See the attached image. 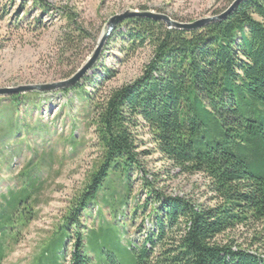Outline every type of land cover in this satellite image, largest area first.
Listing matches in <instances>:
<instances>
[{
	"label": "trees",
	"instance_id": "trees-1",
	"mask_svg": "<svg viewBox=\"0 0 264 264\" xmlns=\"http://www.w3.org/2000/svg\"><path fill=\"white\" fill-rule=\"evenodd\" d=\"M34 2L49 10L40 0ZM232 2L227 0L213 15ZM64 37L68 45L76 41L71 35ZM110 37L119 41L122 55L149 47L151 56L138 77L102 97L94 89L111 74L105 67L82 83L58 90L63 97L74 92L91 111L85 116L94 127L101 159L41 252L59 251L60 264H122L115 256L117 249L120 255L128 254L131 264H264L258 250L249 249L264 244V0H242L225 18L196 30L128 17ZM24 95L10 97V103L17 102L14 108ZM30 107L33 111L37 105ZM140 125L148 130L150 150H137L133 130ZM152 152L182 174L203 175L212 204L155 195L151 203L156 206L151 204L149 213L152 227L135 244L112 219L71 235L70 227L78 226L91 202L101 201L113 218L117 216L131 198L130 174L140 169L137 156ZM38 185L36 176H28L16 190L2 195L0 231L36 202ZM140 186L149 197L148 180L141 178ZM149 203L146 199L128 211L135 215ZM251 225L255 232L247 246L220 239ZM3 254L0 241V259Z\"/></svg>",
	"mask_w": 264,
	"mask_h": 264
},
{
	"label": "rangeland",
	"instance_id": "rangeland-1",
	"mask_svg": "<svg viewBox=\"0 0 264 264\" xmlns=\"http://www.w3.org/2000/svg\"><path fill=\"white\" fill-rule=\"evenodd\" d=\"M40 1L49 10L43 11L34 0H0V88L66 80L64 75L72 76L91 56L106 32L108 20L125 11L164 14L177 22L189 23L212 16L227 4V0ZM68 16L74 20H69ZM113 30L91 69L75 83L96 76L102 67L111 70L102 85L94 89V94L101 97L110 89L138 77L151 56L149 47H139L130 55H122L119 41H110ZM65 34L76 41L68 45ZM60 89L0 96V208L4 205L2 195L16 190L28 176H36L40 187L36 202L25 209L23 216L17 217V222L0 231L4 250L0 264L61 263L59 251L51 250L45 254L41 251L63 224L65 215L101 159L94 127L85 116L91 111L83 107L74 92L63 97ZM32 92L39 94L31 96L29 93ZM15 94H26L25 99H19L16 108L12 104L17 102L10 103V97ZM33 103L37 107L31 111L29 106ZM133 136L138 151L152 148L146 127H136ZM137 160L140 169L130 174L128 204L113 218L107 205L101 201L91 202L87 211L81 212L78 226L70 227L71 235L75 230L86 233L112 219L119 226L123 225L124 238L135 244L152 227L149 213L150 205L156 206L155 201L151 203L155 195L181 196L195 204H212L208 180L203 175L182 174L156 152L141 153ZM141 178L147 179L151 186L149 197L140 186ZM146 199L150 203L145 211L139 208L135 215L130 214L128 210L143 204ZM254 226H239L220 239L230 238L236 246H247L252 241ZM70 240L66 242L67 249ZM122 240L128 244L127 239ZM249 249L258 250L264 257V244L259 247L255 243ZM114 253L122 258V264L132 263L128 254L120 255L118 249Z\"/></svg>",
	"mask_w": 264,
	"mask_h": 264
},
{
	"label": "water",
	"instance_id": "water-1",
	"mask_svg": "<svg viewBox=\"0 0 264 264\" xmlns=\"http://www.w3.org/2000/svg\"><path fill=\"white\" fill-rule=\"evenodd\" d=\"M241 1L242 0H233V2L220 14L200 18L198 20H195L189 23L177 22L175 20H172L171 18H169L168 16L164 14H155V13H150V12H140L139 13L136 11L134 12L125 11L124 13L115 15L108 20L106 32L103 34V36L98 41L93 53L87 59L85 64H83L72 76H70L66 80L52 82V83L20 85L17 87L0 88V96L9 95L12 93H23V92H30V91L49 92V91H54L59 88L71 87L91 69L92 65L96 62L98 56L100 55L101 49L107 37L109 36L111 31L114 29L115 25L123 21L127 17H131V16H142L143 17L144 16V17H149L154 20H161L166 24L168 28L196 30V29L202 28L206 24H209L211 22L218 21V20L225 18L231 11H233L237 7V5Z\"/></svg>",
	"mask_w": 264,
	"mask_h": 264
}]
</instances>
